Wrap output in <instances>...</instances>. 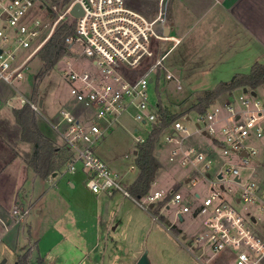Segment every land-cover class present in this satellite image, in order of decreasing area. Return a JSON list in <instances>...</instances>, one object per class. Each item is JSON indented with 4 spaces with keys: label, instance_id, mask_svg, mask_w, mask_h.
I'll list each match as a JSON object with an SVG mask.
<instances>
[{
    "label": "built area",
    "instance_id": "2783aa9c",
    "mask_svg": "<svg viewBox=\"0 0 264 264\" xmlns=\"http://www.w3.org/2000/svg\"><path fill=\"white\" fill-rule=\"evenodd\" d=\"M168 1L153 0L154 14L149 16L134 8L131 0H71L63 9L50 6L52 13L42 0H0V81L10 84L21 78L57 25L71 20L73 31L65 36V51L55 65L60 66L73 105L62 107L51 125L71 152L65 169L88 172L87 186L92 192L111 195L120 191L144 208L165 200L163 207L174 204L180 220L186 212L200 216L204 228L194 237L182 239H187L186 248L202 264L210 260H215L214 264H264V215L234 205L248 203L264 213V178L257 182L252 179L258 177L256 168L250 169L244 181L241 176L242 169H249L250 158H264V149L252 144L255 139L264 141V103L258 99L257 90L241 88L239 107L232 105L233 100L221 105L215 101L205 112L197 113L195 132L208 137L223 154L237 158L233 164L213 167L215 180L209 181L204 196L199 191L155 189L137 199L95 151V146L121 125L124 115L144 125H159L161 107L151 104L148 85L153 80L159 85L162 70L166 80L174 79L176 88H182L175 73L163 64L170 48L179 41L169 32L164 34ZM75 3L82 10L77 17L70 14ZM57 13L48 28L45 17L53 18ZM167 41L173 43L163 52L162 43ZM19 101L20 106L28 104L35 113L40 112L38 101L22 93ZM170 126L165 140L176 141L170 160L202 162L199 170L204 180H209L213 156L193 147L184 148V136L187 139L190 131L181 121H171ZM144 139L136 136L135 142ZM190 182L194 185L196 180ZM13 214L20 217L22 212L14 208Z\"/></svg>",
    "mask_w": 264,
    "mask_h": 264
},
{
    "label": "crops",
    "instance_id": "0c3cea01",
    "mask_svg": "<svg viewBox=\"0 0 264 264\" xmlns=\"http://www.w3.org/2000/svg\"><path fill=\"white\" fill-rule=\"evenodd\" d=\"M166 26L169 35L179 39L169 50H176L175 74L179 77L183 71H189L200 83H214L205 90L212 89L220 81H228L236 73H248L256 62H264V0H169ZM207 76L214 80L205 79ZM40 99L43 105V97L36 101L39 104ZM3 102L1 98L0 230L16 229L11 244L17 256L16 264H19L18 255L23 254L20 247L24 250L29 245L32 246L28 264L36 250V264H80L89 258L91 264H97L102 257L99 254L91 256V252L98 251V241H103V251L113 252L119 246L108 231L118 219L122 204L117 205V202L121 203L122 193L92 192L87 186L89 173L81 169L69 172L63 166L46 178L38 176L28 164L33 144L21 139V128L11 110L21 106H12L9 110ZM69 104L60 102L54 119L34 112L35 116L44 118L42 123L52 132L42 128L35 117L39 130L56 145H62L63 141L51 125L58 119L61 108ZM125 116L133 120L131 115ZM117 127L127 131L123 119ZM136 145L135 142L133 155ZM206 149L205 152L210 153L209 148ZM159 153L157 151L156 155ZM124 156L129 158L128 154ZM105 161L115 169L110 164L114 159ZM116 195L119 197L115 199ZM16 207H22L20 217L13 214ZM119 223L117 220V225ZM77 251L78 255L72 257L70 253ZM141 251H135L131 264L136 263Z\"/></svg>",
    "mask_w": 264,
    "mask_h": 264
},
{
    "label": "rangeland",
    "instance_id": "374dc122",
    "mask_svg": "<svg viewBox=\"0 0 264 264\" xmlns=\"http://www.w3.org/2000/svg\"><path fill=\"white\" fill-rule=\"evenodd\" d=\"M130 4L146 15L151 16L154 14L153 0H131ZM58 14L59 13L55 14L53 18H49L48 16L45 17L48 28ZM172 43V41L162 43V51H166ZM21 52V50H18V53ZM175 56L176 50L171 51L163 61L164 66L174 73L176 71L175 67H173ZM154 60L155 57L152 58L148 64H152ZM59 69V65H54L52 68L44 71L39 55L33 56L24 69L21 78L13 79L10 84L0 81V97L4 99L3 105L10 110L12 106H18L20 104V93L26 98L33 99V91L35 90L37 99L38 97H43V105L40 107V112L45 117L54 119L59 109L60 102L73 105V100L68 94L67 85ZM39 71L44 72L41 77L38 76ZM176 77L181 82V89L176 88L174 79L166 80L164 71L162 70L159 85H156L155 80L151 81L148 85L149 100L151 104H160V107L165 108L166 111L174 113L176 116L173 121L179 120L189 129L190 134L187 139L186 136H184L186 140L185 149H187V147H193L205 152L207 151L206 148H209L210 155L213 156L211 163L212 167L209 170V180L205 181L202 175L203 173L201 172L202 170H199L202 167V162L182 164L178 158L170 160L171 150L176 147L175 139L172 142H166L165 140V136L168 134L171 127L170 122L160 132L155 143V151L160 152L159 155L156 156L161 166L156 171L154 185H152L149 191H153L154 189H162L166 192L176 189L184 193L188 191H199L201 195L204 196L211 185L209 181L215 180L214 172H212L213 167L233 164L236 162L237 158L234 154H223L220 148L215 146L213 144L214 142L208 137L195 132L194 123L196 121L197 112L190 110V107L195 102L199 93L211 87L214 83H200L198 82L199 80L196 79L197 77L193 76L189 71H183L179 77L177 75ZM205 79L214 80V77L207 76ZM256 90L258 91V99L264 103V84L259 85ZM232 94L231 97L224 93L219 96L216 101L221 105L226 100H233L232 105L239 107V96L243 94V91L235 89ZM62 98L64 99L62 100ZM86 111V109L82 110V112ZM185 116H189V119H186ZM35 117L40 120L42 128L52 132L47 125L42 123L45 120L41 115H36ZM123 124L127 131L123 130L121 127L112 129L101 140V144L96 148V152L104 161L110 158L115 160V162L110 164L118 173L120 184L127 190L130 183L135 179L138 170L137 167L134 166L135 156L132 153L135 145V137L142 136L146 138L153 126L151 123L144 125L135 122L128 116L123 118ZM135 127L137 128L136 131L131 130L133 128L135 129ZM252 144L264 149V141L262 139H255L252 141ZM125 154H128L129 158H126L124 156ZM248 166L249 169L241 170L243 181L250 174L251 168H256L258 171V177H252L253 180L257 182L264 178V158L260 156L250 158ZM193 179L196 180L194 185L190 182ZM232 189L236 191L235 185L232 186ZM119 195H116L114 198H118ZM157 202L153 204V208L151 206H149V208H144L130 197L122 196L121 203L117 202V205L122 204V208L117 214V220H120V223L117 225V220L113 221L111 230L108 231L110 237H112L114 241H118L119 246L117 250L113 252H111V250L103 251V241H98V251L93 250L91 252V256L99 254L102 257L97 264H131L135 258V251L137 252L138 249L142 250L141 254L146 253L150 264H202L201 261L195 258L193 252L189 251L185 246L187 239L194 237L204 228L202 218L200 216L193 217L190 213L186 212L182 214L183 220H180L176 216V206L174 204H170L169 208H166L163 207L165 200L156 204ZM155 204L156 206H154ZM234 205L243 211L250 210L256 215H264V213L259 212L248 203L240 202L234 203ZM21 208L22 207H20L19 210H21ZM155 208L158 209V215L156 216L157 220L152 218L154 215L151 211ZM245 217L246 216H244V218ZM166 221L170 224H167ZM34 227L38 228L35 224ZM15 233L16 229L0 230V264H16L17 256L11 247L12 242L15 240ZM183 235H185L187 239H182ZM31 246H25L24 250L20 247V250H22L23 254L29 255ZM34 253L37 254V250L34 251L33 254ZM78 253L77 251L71 252L70 254H72V257H75ZM34 255H32L29 264H36ZM202 261H204V259ZM91 263L92 261H90L89 258L80 264ZM214 263L215 260L207 262V264Z\"/></svg>",
    "mask_w": 264,
    "mask_h": 264
},
{
    "label": "trees",
    "instance_id": "16d2710c",
    "mask_svg": "<svg viewBox=\"0 0 264 264\" xmlns=\"http://www.w3.org/2000/svg\"><path fill=\"white\" fill-rule=\"evenodd\" d=\"M71 0H42L43 4L52 13L50 6L55 5L58 9H63ZM73 31L71 20L61 22L45 44L38 51L39 59L44 67V71L52 68L60 56L65 51L64 38ZM43 71H39L41 77ZM264 84V62L254 63L248 73H236L228 81H220L215 87L204 90L197 96L190 110L197 113L205 112L211 104L222 94L230 96L236 88H248L256 90L259 85ZM37 93L33 91V99L36 101ZM162 118L159 125L153 126L142 143L136 145L135 166L138 174L129 185L127 191L135 198L145 195L154 181L156 171L161 166L156 156L155 143L160 132L175 119V114L160 108ZM15 121L21 128V139L33 144V152L28 164L40 177L46 178L55 171H58L70 158L71 152L65 144L56 145L49 137L44 135L38 128L35 120V113L28 104L21 107L12 108ZM160 202V201H159ZM157 202L156 204H158ZM156 204L154 206H156ZM153 208V207H152ZM154 217L158 215V209L151 211ZM157 218V217H156ZM27 254H19L17 262L28 264Z\"/></svg>",
    "mask_w": 264,
    "mask_h": 264
},
{
    "label": "water",
    "instance_id": "95a60500",
    "mask_svg": "<svg viewBox=\"0 0 264 264\" xmlns=\"http://www.w3.org/2000/svg\"><path fill=\"white\" fill-rule=\"evenodd\" d=\"M70 14L74 17H77L79 16L80 14H82V10H81V7L78 3H75L72 8L70 9ZM169 32V27L168 26H165L164 28V34H168ZM243 91H246V88L243 89ZM251 93L253 95H255V92L254 91H251ZM39 105L41 106L42 105V100L40 99L39 101ZM150 206L152 207L153 206V203L150 204ZM167 224H170L168 221H166ZM183 238H185V235L182 236ZM135 264H150L147 256H146V253H142L140 255V257L138 258V260L136 261Z\"/></svg>",
    "mask_w": 264,
    "mask_h": 264
}]
</instances>
